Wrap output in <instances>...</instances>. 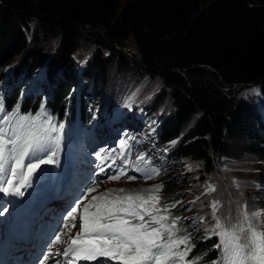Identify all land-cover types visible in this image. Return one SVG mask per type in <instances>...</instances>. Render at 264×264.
<instances>
[{"label": "trees", "instance_id": "obj_1", "mask_svg": "<svg viewBox=\"0 0 264 264\" xmlns=\"http://www.w3.org/2000/svg\"><path fill=\"white\" fill-rule=\"evenodd\" d=\"M33 22L38 31L31 41ZM53 38L59 46L47 66L65 76L51 79L57 82L53 99L30 95L23 112L36 114L43 106L66 129L76 125L82 103L79 124L89 118L95 100L79 98L76 91L71 95L74 58L85 44L96 49L91 73L101 74L103 83L115 61L121 71L162 80L176 107L160 125L163 143L198 119L174 156L202 161L207 173L217 172L215 161L222 155L249 151L264 157L263 117L236 94L250 84H264V0H0V88L3 83L10 88L8 72L28 84L41 61L50 57L43 45ZM130 39L135 50L129 49ZM21 93L17 86L11 96L3 94L7 108ZM164 97L165 92L160 94ZM243 140L254 145L233 147ZM164 179L171 191L173 179L168 174ZM193 245L190 253L200 257L196 264H213L220 257L215 250L206 256L209 246Z\"/></svg>", "mask_w": 264, "mask_h": 264}, {"label": "rangeland", "instance_id": "obj_2", "mask_svg": "<svg viewBox=\"0 0 264 264\" xmlns=\"http://www.w3.org/2000/svg\"><path fill=\"white\" fill-rule=\"evenodd\" d=\"M37 31L38 24L33 22L31 30L28 33L30 34L31 41L34 39ZM44 43L43 47L46 49L45 54L50 55V57L46 56L41 61L40 66L35 70L36 72L34 73L32 82L34 80L38 82L35 86L36 89H42L44 87V94L48 97L51 95L52 90L49 88V83H46L47 75L49 74L51 79L55 77L59 80H62V76L65 75H63L62 70L50 71L47 66L49 59L58 49L59 40L53 38ZM86 47L87 45L81 44L74 58L73 73H76V80L75 87L72 91H76L74 93L76 96L82 92L85 98L95 100L96 104L93 118L99 120L95 125V129L99 128L100 130L98 132L100 133L101 129L105 128V126L100 128L98 124L101 123L103 113L109 104L112 103L119 111L122 110V114L131 111L133 118L129 120L128 127H134L135 129L131 128L132 131L138 132L142 137L132 140V134L127 129H123L124 137L120 141L121 146L118 158L122 164L130 168V162L133 156V150L129 146L130 141L132 143L137 141V144H141L143 141L147 143L145 148L147 153L154 152V163L160 169L159 172L156 167L151 169L150 157L139 153L137 154L139 162L132 171L140 174L141 164L147 162L145 170L148 171L151 169L149 174L147 173L145 176H129L126 174L121 176L119 180L110 179L107 182H99L96 186L97 191L93 195H99L109 190H114L111 192V196L113 197L116 195H127L128 193L135 194L137 192L145 197L156 195L160 198L159 204L156 205L157 207L163 208L164 206L175 204V207H171L169 211L170 213L175 211L174 214L171 213V217H180L179 227L182 229V233H178V235L190 234L191 243L197 245L198 248L201 246H204L202 248L209 246L208 248H211L210 250L203 251L206 256L212 250L220 254V249L215 247L219 242V237L216 235H208L206 231V229L214 226V220L211 216V203L214 200L219 201L220 207L217 215L226 217L231 222H235L240 206H246L247 211L250 213L255 211L264 212V157L255 155L249 151L238 152V154L233 155H222L220 159L216 158L215 161L216 167H218L217 172L212 171L207 173L204 165L201 163L202 161L188 159L179 155L174 156L173 151L175 147L187 137L188 132L193 128L198 119H195L193 121L194 124L190 127L183 128L178 137H173L166 143H163L162 135H164V131L162 132L160 130V125L169 119L175 112L176 107L169 90L165 87L162 80L159 77L138 74L134 70L121 71L118 63L115 61L113 62V66L108 68L109 71L105 77V83L99 80V77L102 76L101 74H98L99 77L96 74L97 81L96 77L91 73V62L95 56L96 49L92 46L91 48ZM27 49L28 46L19 55L17 60L24 57ZM129 49H136L135 42L132 39L129 40ZM94 69H96L95 66ZM93 72L95 71L93 70ZM8 78L11 80L12 88L19 85L18 79H14L11 72H8L6 79ZM51 85L55 86L57 82H51ZM163 92H165L166 97L161 100L160 94ZM236 94L240 99L245 100V102L251 105L257 113L259 111L258 114L264 115V84H250L237 90ZM99 133H97L96 140L98 139ZM172 141H176V143L172 144ZM87 142L93 147L94 141L92 143L90 141ZM242 142L241 144L234 143L233 147L239 148V146H242L244 148V146L251 147L254 145L249 140H243ZM72 144L73 147L70 150L68 146ZM76 145H78V140L75 135L67 137L61 143L59 155L73 151L81 154L82 151ZM91 148L84 146V152L82 154V160L87 161L90 165L93 160L90 159L89 152H95V156L103 157L100 152H97L98 150L95 151L96 145ZM99 149L106 155L103 167H108L113 162L111 157L113 150ZM139 149L140 147L136 151ZM97 153H100V156ZM116 154L117 152L114 153V155ZM139 157H143V159H139ZM114 161L116 162L117 159ZM167 174L173 179L174 187L171 191L164 181V176ZM146 176L151 178L146 179ZM128 177H135V179H128ZM156 185H163V188L159 191H152ZM208 185H214L215 191L207 192ZM120 189L124 191L120 192ZM198 197L199 199H197ZM197 217H204V220L197 219ZM260 220L264 221V215H261ZM259 228L261 231H264V223H261ZM193 253H189L188 259L195 258L193 257ZM114 264H118V262H114Z\"/></svg>", "mask_w": 264, "mask_h": 264}, {"label": "snow or ice", "instance_id": "obj_3", "mask_svg": "<svg viewBox=\"0 0 264 264\" xmlns=\"http://www.w3.org/2000/svg\"><path fill=\"white\" fill-rule=\"evenodd\" d=\"M64 135L65 124L56 123L43 106L36 114H22L19 106L8 112L0 100V192L24 196L23 189L31 186L33 176L42 165L58 163ZM101 159L104 158L101 156ZM123 175L126 173L121 171L109 179L119 180ZM162 188L163 185H156L152 191ZM86 191L90 195L97 187ZM112 191L92 195L90 200L85 195L68 213L71 227H75L78 213H81L82 224L80 231L67 241L62 239L66 235L64 232L55 236L56 244H66L62 253L64 264L98 259L99 264L110 261L118 264H196L200 257L188 259L194 247L190 234L178 235L182 231L180 217H171L169 209L175 204L160 208L156 206L160 201L156 195L145 197L137 192L113 197ZM206 191L214 192V185H208ZM219 207V201H212L214 226L206 229L208 235L219 237L215 247L220 249V257L213 264H264V231L259 228L264 223L260 220L264 212L249 213L246 206H240L235 222H231L217 215ZM197 219L204 220V217ZM64 228L71 231L68 223Z\"/></svg>", "mask_w": 264, "mask_h": 264}, {"label": "bare ground", "instance_id": "obj_4", "mask_svg": "<svg viewBox=\"0 0 264 264\" xmlns=\"http://www.w3.org/2000/svg\"><path fill=\"white\" fill-rule=\"evenodd\" d=\"M64 75V74H63ZM30 76V75H29ZM28 76V77H29ZM25 77V76H24ZM31 78V77H30ZM55 78V77H54ZM67 78V77H66ZM26 79H27V76H26ZM17 80V79H16ZM25 80V79H24ZM29 80V79H28ZM53 80V79H52ZM52 80H51V76L50 75H47V78H46V83H49V84H51V82H52ZM15 81V80H14ZM16 83V82H15ZM94 87H95V85H94ZM98 93H99V91H98ZM97 93V94H98ZM101 94V93H100ZM150 108V107H149ZM264 111V110H263ZM129 116H132V113H130V115ZM127 122H129V120L127 121ZM134 122V121H133ZM123 123V122H122ZM117 125V124H116ZM108 126V125H107ZM118 126V125H117ZM113 131H115V128L114 127H111V126H108L107 128H106V130L104 131V133L102 134V138L103 139H107L109 136H110V134L111 133H113ZM99 133V132H98ZM106 137V138H105ZM154 153V152H153ZM157 154V153H156ZM249 212V211H248ZM250 213V212H249Z\"/></svg>", "mask_w": 264, "mask_h": 264}]
</instances>
